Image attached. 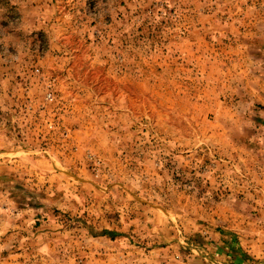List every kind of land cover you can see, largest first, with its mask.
Returning <instances> with one entry per match:
<instances>
[{"label":"rangeland","instance_id":"1","mask_svg":"<svg viewBox=\"0 0 264 264\" xmlns=\"http://www.w3.org/2000/svg\"><path fill=\"white\" fill-rule=\"evenodd\" d=\"M0 264H264V0H0Z\"/></svg>","mask_w":264,"mask_h":264}]
</instances>
